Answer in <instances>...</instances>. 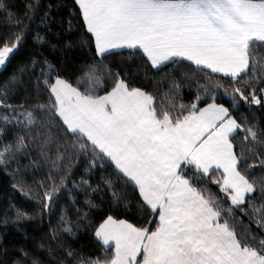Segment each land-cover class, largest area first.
<instances>
[{
	"label": "snow or ice",
	"instance_id": "snow-or-ice-1",
	"mask_svg": "<svg viewBox=\"0 0 264 264\" xmlns=\"http://www.w3.org/2000/svg\"><path fill=\"white\" fill-rule=\"evenodd\" d=\"M74 5L65 31L75 17L78 39L50 47H80L91 60L72 79L34 56L0 85V169L13 189L36 199L41 219L61 191L80 190L89 209L100 207L91 196L100 194L101 203L108 196L111 209L137 214L141 223L109 213L94 232L101 252L86 256L60 237L91 227L89 212L77 208L72 220L62 209L50 236L64 250L59 264H264V124L253 112L264 111V55H257L264 0ZM52 8L40 18L45 29ZM38 9L39 0L25 3L23 13L16 0H0V66L22 45ZM34 39L48 43L46 34ZM137 81L168 87L160 93ZM21 88L24 98L13 103ZM81 158L86 167L77 181ZM42 167L47 173L33 181L34 191L22 169ZM96 169L105 174L93 185ZM10 211L17 223L33 217L9 203L5 225Z\"/></svg>",
	"mask_w": 264,
	"mask_h": 264
},
{
	"label": "trees",
	"instance_id": "trees-1",
	"mask_svg": "<svg viewBox=\"0 0 264 264\" xmlns=\"http://www.w3.org/2000/svg\"><path fill=\"white\" fill-rule=\"evenodd\" d=\"M17 4L21 9V13L24 10V4L31 2L35 3V0H16ZM40 9L37 10L36 17L30 22V31L26 35L24 42L16 51L13 58L4 66L0 71V85H3L13 73L17 72V69L21 65H30L32 58L35 56L37 59L46 57L58 67H64L66 73H71L72 79L82 72L80 65L82 62L91 60V54L86 50L76 47L69 50L53 51L50 47L51 44L63 45L65 41L77 40L78 39V27L77 19H73V30L71 32L65 31L68 24L67 21L70 18L69 12L75 7L74 0H39ZM48 5H52V11L49 16V28L45 29L44 25L41 24L40 18L43 16L45 11H48ZM59 6V7H57ZM63 24V26H61ZM39 32L42 35H47L48 43H37L34 39L35 34ZM59 33V35H57ZM127 55V53H125ZM258 56L264 55V49H261ZM119 61V58H109ZM113 67L116 65L113 64ZM163 71V70H162ZM159 75V74H156ZM27 81V77H25ZM138 86H146L150 90L163 91L168 87L167 83L159 85L153 89L151 82L144 85L143 82L137 81ZM83 90V89H82ZM102 94V93H101ZM24 98L23 88L17 93L13 103H18ZM185 101L191 99V94L187 91L184 92ZM219 103L228 105L227 99L218 100ZM30 103H36L35 100H31ZM248 113L245 108L241 109ZM253 112L259 118L260 122L264 124V111L259 110L258 106H254ZM11 137V133L8 134L7 138ZM38 150H33V158H37L35 153ZM251 163V161H249ZM27 163V160L22 161V165ZM86 162L81 158L78 166L73 168L72 179L79 180L84 173ZM106 171L111 172V167L106 166ZM47 173V168H40L38 170H23L22 177L35 191L34 180H41ZM105 172L100 169H96L93 175L90 177L93 185L99 182L101 175ZM217 175H219L217 173ZM21 177L18 176L17 179ZM86 179L89 177H85ZM15 181L11 175L6 174L0 169V264H33V261H37L38 264H59L60 261L64 260V250L57 246L50 236L51 231L56 228L63 209L65 214L72 220L76 219L77 208L84 212H89L88 219L91 221V227L86 230H81L78 237L72 238L61 235L60 239L62 242L71 244V246L77 249V252H82L86 256H96L101 252V243L94 238L95 228L103 221L106 216L111 213L117 218L129 219L133 223H141L138 220L137 214L126 215L122 208L111 209L109 207L111 201L108 196L104 197L103 203H101V195L96 194L91 196L92 201L100 205L99 208L89 209L83 201L85 196L80 190H73L69 192L67 190L61 191L56 198L54 210L51 213L45 212L41 219L39 213L41 209L37 206V201L32 196L25 197L19 190L13 189L12 184ZM69 189L72 185L69 184ZM211 191L217 195H223L219 192L218 185L213 183L209 184ZM41 194L43 190H40ZM256 197H259L257 192ZM71 197H75L76 203L73 204ZM9 203H13L16 207L21 208L29 213L33 214L32 219L23 220L20 222H14L13 217L14 211L8 213L9 222L5 225L3 220V209L9 206ZM247 223V217L244 218ZM255 230V225H252ZM43 245V247H41ZM27 253L25 256L24 254Z\"/></svg>",
	"mask_w": 264,
	"mask_h": 264
},
{
	"label": "rangeland",
	"instance_id": "rangeland-1",
	"mask_svg": "<svg viewBox=\"0 0 264 264\" xmlns=\"http://www.w3.org/2000/svg\"><path fill=\"white\" fill-rule=\"evenodd\" d=\"M5 66V65H4ZM4 66H0V71L4 68Z\"/></svg>",
	"mask_w": 264,
	"mask_h": 264
}]
</instances>
